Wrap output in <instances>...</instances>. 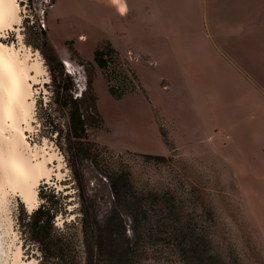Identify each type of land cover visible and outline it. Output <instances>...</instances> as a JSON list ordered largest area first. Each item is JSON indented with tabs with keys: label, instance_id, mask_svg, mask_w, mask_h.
Segmentation results:
<instances>
[{
	"label": "rangeland",
	"instance_id": "374dc122",
	"mask_svg": "<svg viewBox=\"0 0 264 264\" xmlns=\"http://www.w3.org/2000/svg\"><path fill=\"white\" fill-rule=\"evenodd\" d=\"M18 3L21 20L14 28L2 29L0 41L14 44L21 49L20 55L23 51L31 58L38 55L46 70L32 86V128L25 136L30 147L37 143L41 152L55 151L61 156L62 177L52 175L47 183L67 187L73 203L69 208L77 205L74 192L79 184L78 192L83 189L99 196L102 214L112 203L99 170H128L138 191L160 195L151 205L159 225L149 233L139 230L135 238L127 219V239L135 249L132 264H203L202 258L206 263L212 256L217 264H264V137L251 136L246 127L230 123L211 134L208 129L191 128L195 120L189 111L192 98L183 84L164 82L162 88V67L151 69L150 56L127 46V10L120 15L89 0ZM249 3L259 12L248 20L207 21L199 15L194 41L197 49L202 48L198 52L201 66L196 69H202L203 79L212 87L235 85L233 96L245 92L255 106L264 101L250 89L253 85L264 91V0ZM131 33L139 34L140 29L133 28ZM105 43L112 51L103 55L106 62L100 67L93 51ZM64 59L76 72L70 71ZM58 62L68 74L73 97L82 104L96 98V111H89L95 121L86 131L88 139L97 143L99 164L77 160L81 183L75 180L65 154L62 136L68 110L51 102L55 82L50 68ZM217 94L214 89L206 94L211 104ZM199 97L194 93V99ZM147 153L165 159L145 157ZM6 198L0 206V264H13L18 248L23 263L33 264L35 259L24 252L16 226L18 211L28 207L11 189ZM74 216L71 213L69 218ZM188 236L204 245L201 255L188 252L184 241ZM122 260L114 256L109 261L122 264Z\"/></svg>",
	"mask_w": 264,
	"mask_h": 264
},
{
	"label": "trees",
	"instance_id": "16d2710c",
	"mask_svg": "<svg viewBox=\"0 0 264 264\" xmlns=\"http://www.w3.org/2000/svg\"><path fill=\"white\" fill-rule=\"evenodd\" d=\"M41 33L43 34L44 32ZM112 49L108 43L93 51V60L100 67H104L105 53ZM56 59L55 57L53 58ZM82 64V63H81ZM54 72L55 90L52 103L68 110L66 132L62 136L67 146L65 154L69 158V165L74 178L81 183L77 160L84 158L93 166L97 161V143L88 139L87 126L91 125L94 117L89 114L96 111V98L91 97L88 103L82 104L77 97H73L67 72L58 62L51 66ZM145 157L156 160L165 159L160 154H144ZM105 181L110 196V203L106 206L101 219L100 198L90 195L83 189L77 193V205L69 208L72 199L67 187L57 188L56 185L42 181L37 187L38 204L28 210L20 208L16 215V226L21 239V246L27 257L34 258L33 264H111L112 257H122V264H132L135 249L132 241L127 239L126 224L135 232L139 230L149 233L154 226L159 225L157 213L151 205L160 200L156 192L138 191L129 172L99 170ZM75 213L74 217H70ZM59 220H61L59 222ZM184 241L188 243V252L201 255V242H195L188 236ZM109 257V258H108ZM201 260V259H200ZM109 262V263H108ZM203 264H217L216 257L202 258Z\"/></svg>",
	"mask_w": 264,
	"mask_h": 264
},
{
	"label": "crops",
	"instance_id": "0c3cea01",
	"mask_svg": "<svg viewBox=\"0 0 264 264\" xmlns=\"http://www.w3.org/2000/svg\"><path fill=\"white\" fill-rule=\"evenodd\" d=\"M89 1L113 9L120 15H124L127 10V46L150 56L151 69L161 70L162 67L163 78L159 82L162 88L166 86L162 84L166 83L167 86L178 82L180 85L183 84L192 98L189 111L195 120L191 128L208 129L211 134V132L218 133L217 128L221 131L225 124L230 123L237 127H246L251 131V136L264 137V101L253 106L249 102V95L245 92L243 96H233L238 89L235 85L224 84L222 87H212L211 82L203 79L200 72L202 69H196L201 66L198 52L202 50L201 47L196 48L194 41L197 17L201 15L207 21L219 18L238 20V22L241 19L248 20L254 13L259 12L255 7L254 9L250 6L249 0L244 6L245 0H213V4H209L208 0ZM119 6H123L124 13L120 12ZM250 24L253 26V22ZM133 28H139L141 34L133 35L131 33ZM251 28L249 26L246 30ZM152 63L154 64L151 65ZM166 70L169 72L167 73ZM251 86L250 89L259 93L264 100V91L259 92V89ZM212 89L218 90L217 99L213 104L206 95ZM194 93L196 96L200 94V97L194 99Z\"/></svg>",
	"mask_w": 264,
	"mask_h": 264
},
{
	"label": "bare ground",
	"instance_id": "6f19581e",
	"mask_svg": "<svg viewBox=\"0 0 264 264\" xmlns=\"http://www.w3.org/2000/svg\"><path fill=\"white\" fill-rule=\"evenodd\" d=\"M119 9L125 12L123 6ZM20 20L18 0H0V36L5 33L2 29L14 28ZM20 51L14 44L0 41V206L6 203L11 189L30 210L38 204L39 183L51 182L52 175L60 177L62 163L55 151L41 152L37 143L30 147L25 136L32 128V86L46 70L38 55L31 58L30 53L20 55ZM64 61L71 72H76L67 59ZM20 250L15 252L13 264H24Z\"/></svg>",
	"mask_w": 264,
	"mask_h": 264
},
{
	"label": "built area",
	"instance_id": "2783aa9c",
	"mask_svg": "<svg viewBox=\"0 0 264 264\" xmlns=\"http://www.w3.org/2000/svg\"><path fill=\"white\" fill-rule=\"evenodd\" d=\"M127 55H128L129 57H132L131 51H128ZM128 56H127V57H128Z\"/></svg>",
	"mask_w": 264,
	"mask_h": 264
},
{
	"label": "water",
	"instance_id": "95a60500",
	"mask_svg": "<svg viewBox=\"0 0 264 264\" xmlns=\"http://www.w3.org/2000/svg\"><path fill=\"white\" fill-rule=\"evenodd\" d=\"M46 182V181H45Z\"/></svg>",
	"mask_w": 264,
	"mask_h": 264
}]
</instances>
